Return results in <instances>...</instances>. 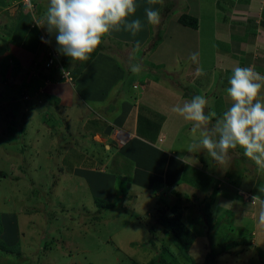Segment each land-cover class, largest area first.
<instances>
[{
  "label": "rangeland",
  "instance_id": "rangeland-1",
  "mask_svg": "<svg viewBox=\"0 0 264 264\" xmlns=\"http://www.w3.org/2000/svg\"><path fill=\"white\" fill-rule=\"evenodd\" d=\"M170 1L173 11L163 42L153 53L145 52L153 37L145 9L159 11L161 7L142 5L137 0L133 18L148 23L139 37L143 42L149 37L142 47L135 42H120L112 35L121 31L112 32L101 44L105 51L94 52L96 58L72 62L57 53L54 35L36 24L44 19L49 0H0V94L6 87L20 84L36 90L41 81L44 85L51 81L86 88L88 94L90 89L100 88L104 95L99 99L103 107L94 100L87 101L93 113L81 103L85 112L89 111L85 124L79 123L74 112L68 115L62 105L46 104L44 87L35 96L26 97L27 101L22 99L21 105L28 107L23 117L17 114L16 107L6 115L0 105V135L4 132V137L0 136L1 238L15 249L0 252V264H264V236H257V227L264 224V168L245 157L242 149L232 150L223 162L209 159L205 168L187 166L185 183L179 186L165 181L168 174L161 166L163 157L155 155L157 161L151 159L153 148L144 140L149 139L146 123L151 118L143 107L138 105L140 124L133 141L130 135L115 132L103 139L101 134L93 135L109 125L104 117L112 120L126 104L135 102L133 92L127 93L134 91L130 85L152 86L156 96L148 102L150 106L162 107L168 95L186 97L192 93L220 105L230 87L226 80L235 67H252L264 75L261 37L249 40V46L244 43V53L234 49L229 61L215 64L216 54L231 45L227 46L221 37L218 40L225 43L218 45L215 34H222V28L216 22L210 23L208 10L201 14L198 68L203 75H197L199 70L192 59L195 46L181 44L177 39L170 44L169 38L174 37L169 30L172 18L188 13L189 3ZM218 2L227 12L224 20L239 27L234 30L235 42L240 34L247 37V29L254 27L252 18L264 23V17L262 21L257 15V7L248 9L250 0ZM160 3L162 6L163 0ZM248 20L250 23L245 25ZM42 37L49 43L42 42ZM171 55V63H160V57ZM97 60H105L101 77L95 71ZM134 64H139L141 71L132 72ZM108 68L117 76L108 78ZM19 92L11 91L4 100L0 96V104L21 97ZM144 101L148 100L143 97L141 102ZM102 111L105 115L99 117ZM178 122L182 124L181 116L175 117L173 125ZM43 132L44 141L39 139ZM152 140L156 141V134ZM131 145L134 147L130 153H119V149ZM186 147L185 142L182 148ZM170 155L178 160L177 154ZM200 204L211 213L208 223L198 214ZM254 204H258L256 211L252 209ZM175 205L183 208L182 222L195 236L187 256L179 247L181 241L174 238L163 221L164 214L172 216Z\"/></svg>",
  "mask_w": 264,
  "mask_h": 264
},
{
  "label": "clouds",
  "instance_id": "clouds-1",
  "mask_svg": "<svg viewBox=\"0 0 264 264\" xmlns=\"http://www.w3.org/2000/svg\"><path fill=\"white\" fill-rule=\"evenodd\" d=\"M136 10L137 0H49L44 19L36 24L54 35L58 54L72 62H85L112 32L127 31L135 36L142 30V21L133 18ZM145 14L150 24L159 23V11L147 8ZM41 40L49 43L45 37ZM192 59H196L195 53ZM131 71L139 72L141 66L134 64ZM228 82L226 92L232 103L221 115L201 95L172 111L192 122L194 133L199 130L193 149H203L216 162H223L239 148L264 168V75L252 67L237 66Z\"/></svg>",
  "mask_w": 264,
  "mask_h": 264
},
{
  "label": "crops",
  "instance_id": "crops-1",
  "mask_svg": "<svg viewBox=\"0 0 264 264\" xmlns=\"http://www.w3.org/2000/svg\"><path fill=\"white\" fill-rule=\"evenodd\" d=\"M138 1L142 5L149 3L150 5L154 6L156 9L161 7L160 0H138ZM187 2L189 3V8L187 9L188 14L195 16L199 19V22H200L199 30H193V29L184 27L178 23V20H177L178 18L177 19L172 18V20L169 24V30L171 31V34L174 35V37L173 38L169 37V38L171 41L170 44H173V43L175 44L176 39H177L178 41L181 42V44H186V45L190 44L192 46H195L196 49L194 50V52L196 54V59L194 60V62H195V67H196L197 71L200 69V68H198V66H199L198 61H199L200 52H201V50L199 49V45H200L199 40L201 39L200 37H201V33H202V28H203L201 14L203 13L204 10H208L209 13L211 14L210 23H214V24L218 23L219 25H221L222 34H220V33H218L217 35L215 34V37L218 36V38L216 37V39H215L218 42V45L224 44L226 41H227V44H226L227 46L231 45L230 48L225 49V52H221V53L218 52L216 54V57H215L216 63L215 64H221V62L224 63V61L226 62V60L229 61L230 55L232 53H234L233 52L234 49H236V52H243L244 53L245 50L247 49V48L246 49L244 48L245 46L243 47L244 43L248 44L250 41H253L254 39H256V40L260 39V37L264 41V23L263 22L261 23L260 20H258L256 22V20L252 18L251 22H253L254 27L253 28L248 27L249 30L247 29V31H248L247 37L244 38L243 34H240V38H239L238 42H235L234 41V30L239 29V27L233 26L232 21H230L231 23L230 22L228 23L224 20L225 19L224 17H225V15H227V12L225 10L224 11L221 10L220 3L218 2V0H206V6H203V0H187ZM250 3L251 4H248V9L249 10H255V7H257V9H256L258 12L257 15L259 16V19L261 18V20L263 21L264 0H250ZM223 4H224V2H223ZM228 12H230V11H228ZM217 14H218V20L215 21V16ZM248 23H250L249 20L245 22V25L246 24L248 25ZM142 24H143L142 28H144L145 25H148V23L145 24L144 22H142ZM118 33L119 34H116L114 36L112 35V37L116 40L118 39L120 42H135L134 44L139 43L140 47H142L144 42L146 40H148V38H149V37L145 38V41L143 42L139 38V37H142L141 31L138 32L135 36H133L131 34L128 35L127 31H121V34H120V32H118ZM115 36H117L118 38ZM219 37L224 39L225 42H222V41L220 42V40H218ZM167 40H169L168 37L166 39V42H167ZM165 45H166V43L164 44V46ZM249 45H250V43L248 44V46ZM248 46H246V47H248ZM229 49H230V51H229ZM158 53H160V52H158ZM263 56H264V53H262V57ZM172 58H174L173 55L168 56V57H160V60H161L160 63H162V62L163 63H171L170 60ZM95 63H96L95 71H97V73H98L97 75L101 77V75L99 73L103 72L102 67H103V65H105V60H104V62L97 60ZM213 64H214V62H213ZM92 71H94V69H92ZM106 72L108 74L107 75L108 78L117 76L109 68H108V70L106 69ZM110 72H112V73L110 74ZM197 75H200V77H201L203 75V72L201 70H199ZM135 76H137V75H135ZM217 76H219V75H216V77ZM213 77H214V75H213ZM102 78H99V80H102ZM106 79H107V77L104 78V80H106ZM47 81H49V80L47 79ZM133 81H135V80L133 79L132 82ZM226 82H228V81L226 80ZM150 84L153 85L156 83H153V84L150 83ZM130 86H131L130 88L131 89L133 88V90L137 94L134 91H130V90L127 91V93L133 92V95L135 96V99H134L135 102L130 101L129 104H126L124 106V108H122L120 113H118L115 117H113L112 120L108 119L107 117H104V115H105L104 111H102L103 114H102V112H98L100 115L99 117H104L106 124H109V125L108 126L104 125V130L102 132H93V133H97V135L101 134L102 139L104 136L109 137V135L114 133V132L117 134H123L126 137H128L130 135L131 136L130 141H133L134 139H136V137L138 135V129H139V124H140V121H139L140 115H138L139 114L138 111H140L141 108L143 107L144 110L147 111V113L149 114L151 119L154 118L155 116H157L161 119V121H160L161 125L159 126L160 129H159V133H158V135H159L158 139L156 141H153L151 139H144V140H147L145 142V144H148L153 148V155H151V159H155V155H159V156L163 157L165 162L162 161L161 166L165 168V172L167 171V174H168V177L165 178V181L169 184L178 183L177 185H179V186L183 185L185 183L184 182V180H185L184 179V176H185L184 172H187V170H188L187 166L192 165V167H193L196 165H200V166L202 165L205 168V166H208V164L210 163V160L212 161V158L210 156H208L207 153L203 149L197 150V149H193L191 147L193 141L198 140L199 136H200L199 130H197L195 133L192 131V122L186 121L181 116V120L183 121L182 124H181V122H178L177 125H175V126L173 125V122H175V117L180 116L179 114L172 111L173 107L177 106V105L182 106L185 102L189 101L190 98L179 97V96L177 97L175 95H174V97L170 98V96L168 95L166 101L164 100L162 107H156V105L150 106L148 104V102L152 101L153 98L156 96V92L153 91L152 86H150V85L145 86L144 85V86H141L142 88H139L136 84L130 85ZM42 87H44L46 89V91H45L46 94H44L46 104H49V103L53 104V102L59 103L60 106L61 105L63 106V108L65 109V112L68 115L69 114L73 115V112H74V114L77 115V118H78V121L80 124L86 123L85 117L87 118V114H89V111L91 113L94 112V111L92 112L90 110V108L88 107L87 101H93L94 100L96 103L101 104V103H99V99L104 98L103 97L104 95H102L103 92L100 90V88H98V90H94L92 88L89 90L90 93L88 94V92H87L88 89H86V88L85 89L83 88L82 90H85V91H82L81 89L70 87L68 84H62L61 82L52 83L50 81V82H48V85H44V83H42V81H41L38 84V86H36V90H34V87L31 89H27L24 85L21 86L20 84L16 85L15 87L10 88L11 90L9 89V87H6V89L3 90L2 94H0L1 99L4 100L5 98H8V94L11 91L13 94H17L18 90L20 91L18 94H20L21 97L15 96L11 102L6 100L3 102L5 104H0V105H2V107L4 108L6 115H10L11 110H14V108L16 107L17 114L19 116L22 115V117H23V114L25 115L28 107H23L21 105L23 102L22 99L26 100V97L35 96L38 91H39L38 93H40V90H42ZM120 92H125V91L123 90ZM95 94H96V97H98L97 99H95V96H94ZM143 97L145 99H147L148 101L141 102V101H143ZM222 97H223V100H222L223 102L220 105H218L219 103H217L215 105L208 103L209 107L212 110H215L217 112L218 116L221 115L225 110H227V108L230 107V105L232 103L231 98L229 96H227V94H224ZM127 102L128 101H126L125 103H127ZM171 102H172L173 106L169 110V105ZM81 103L86 104L87 108H89V111L87 110V112H85L86 109L84 108V106H82ZM133 103H135V104H133ZM59 104H56V106ZM101 105H102L101 107H103L104 103ZM138 105L141 107L140 110L138 108ZM214 107L216 109H214ZM18 109L20 112L18 111ZM132 109H133V111H132ZM218 109H219V111H218ZM101 110H103V108H101ZM75 111H76V113H75ZM98 113L96 112V114H98ZM45 116H47V115L46 114L44 115L42 122L43 121L45 122ZM3 118H4V115L2 116V119ZM80 118H81V120H79ZM7 119L10 120L11 118L9 117ZM46 119H47V117H46ZM0 120H1V117H0ZM94 121H96V120H94ZM184 121H185V123H184ZM1 122H4V120H2ZM26 123H27V120H26ZM170 124L172 126H170ZM213 124H214V121H213ZM212 126L213 125H209V127H212ZM1 127H2V124L0 123V129H1ZM25 127L27 129V124ZM38 129H40V132L42 133L43 128H41V124L38 125ZM118 129H120L121 131H118ZM170 131H175V132L171 133ZM0 132H1V130H0ZM118 132H120V133H118ZM188 134H190V135H188ZM0 136L4 137V132ZM43 137H45L44 132H43V134L39 135V139L41 138V140L44 141L45 139H43ZM185 142L187 143V147L185 149H183L182 146ZM133 147H134V145H131L130 148L128 147L126 149L123 147L122 151L119 149V153L120 154L124 153L127 155V153H130V151ZM170 153L171 154H177L176 156H177L178 160L174 159L172 157V155H170ZM147 156H149V154ZM180 170H182V172ZM198 170H201V169H198ZM201 171H203V170H201ZM170 180H172V181H170ZM185 187H187V184H185ZM243 193L244 192L238 191L239 195H242ZM257 206H258V204L256 206L254 204L252 209L256 211ZM255 225H252V226H255ZM263 232H264V224L262 223L260 226L257 227V236H258V234H259V236H264Z\"/></svg>",
  "mask_w": 264,
  "mask_h": 264
},
{
  "label": "trees",
  "instance_id": "trees-1",
  "mask_svg": "<svg viewBox=\"0 0 264 264\" xmlns=\"http://www.w3.org/2000/svg\"><path fill=\"white\" fill-rule=\"evenodd\" d=\"M173 11V5H171L170 0H163V4L159 10L160 13V21L158 24H150V32L153 36L151 38V41L148 43V47H146L145 52L153 53L163 42V34L165 32V27L167 24L168 19L171 17L170 13ZM178 23L181 24L184 27L193 29V30H199L200 22L199 19L195 16H192L188 13H184L181 15V17L178 19ZM104 46H100L97 51H105ZM106 49V48H105ZM96 53H93L91 55V58L95 57ZM150 71H153L149 68ZM167 77V75H164ZM169 78V77H168ZM186 98H192L193 96H196L195 93L190 94L189 96L185 95ZM59 104V103H56ZM161 119L157 116H155L152 119H149L146 123V126L149 128V131L147 132V137L152 140L154 134H156V140L158 139V133L161 125ZM94 135V133H93ZM152 137V138H150ZM198 214L204 219L205 222H209L211 220V213L209 210L202 206L201 204L197 206ZM172 216H168L167 214L163 215V221L167 228L169 229V232L174 234V238H176L177 241H181L182 246H179L182 252L187 256L191 246L193 245L195 241V236L189 229L183 224L182 222V216H183V208L179 205H175L173 208H171ZM3 233V223L0 217V252L2 254L13 252L15 249L12 247H9L6 242L1 238Z\"/></svg>",
  "mask_w": 264,
  "mask_h": 264
},
{
  "label": "built area",
  "instance_id": "built-area-1",
  "mask_svg": "<svg viewBox=\"0 0 264 264\" xmlns=\"http://www.w3.org/2000/svg\"><path fill=\"white\" fill-rule=\"evenodd\" d=\"M55 60V58H53L52 60H51V63L50 64H52V61H54ZM48 65H49V63H48ZM245 198H247V195L246 194H242Z\"/></svg>",
  "mask_w": 264,
  "mask_h": 264
},
{
  "label": "water",
  "instance_id": "water-1",
  "mask_svg": "<svg viewBox=\"0 0 264 264\" xmlns=\"http://www.w3.org/2000/svg\"><path fill=\"white\" fill-rule=\"evenodd\" d=\"M1 96V95H0Z\"/></svg>",
  "mask_w": 264,
  "mask_h": 264
}]
</instances>
